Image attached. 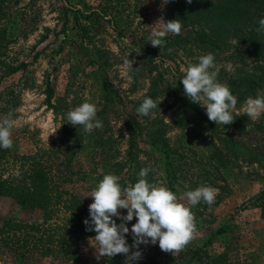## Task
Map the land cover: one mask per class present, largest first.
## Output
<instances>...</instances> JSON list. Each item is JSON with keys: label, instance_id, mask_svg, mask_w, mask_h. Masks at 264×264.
I'll use <instances>...</instances> for the list:
<instances>
[{"label": "rangeland", "instance_id": "obj_1", "mask_svg": "<svg viewBox=\"0 0 264 264\" xmlns=\"http://www.w3.org/2000/svg\"><path fill=\"white\" fill-rule=\"evenodd\" d=\"M62 1L67 7L82 9L85 13L105 9L108 14L105 19L109 20V24L97 26L89 19L80 18L82 24L89 25V30L86 33H79L73 26V12H69L68 33L63 37L58 26L61 6L59 0H0V27L6 29L8 38L7 45L0 51V119L12 112V118L17 122L12 131L13 146L7 149L5 158L0 159V174L18 173L21 170L19 158L23 155L41 156L51 147H56L60 141V132L68 122L67 111L85 101L95 104L97 112L102 109L110 112L123 108L124 105L120 102L123 100L127 110L136 113L135 106L140 105L138 103L144 97L151 79L159 75L164 82L173 85L175 92L167 90L159 95L158 105L160 101L162 102L154 116L147 118L139 116L144 132L136 139L140 151L138 159L154 169L157 165V174L163 176L159 171H162L164 159L158 149L159 145L151 143L152 132L159 131L163 138L168 139L171 146H178L183 157L182 162H186V165L182 185L176 186L177 197L179 202L193 211V206L188 204L183 193L206 184L198 182L197 175L204 167L205 156L211 152L212 144L207 133L203 137L189 140L192 133L174 126V123L181 122V119H188L191 128L204 127V122L197 121V115L189 108L190 101L183 95V90L178 85L183 75L182 68L197 63L200 51H197L189 40L171 41L170 34L165 38L164 50L157 47L156 51H152L154 47L147 39L151 25L159 17L163 16L166 21L169 19L171 7L169 1L122 0L119 3L116 0ZM105 3L107 6H103ZM115 22L122 31L121 37H116L111 28ZM198 31L196 25L181 30L183 34L189 35ZM229 43L235 45L237 41L231 39ZM86 46L109 53L106 79L96 64L91 63L92 59L97 60L96 51L91 49L88 52L85 50ZM231 51L226 48L217 58L218 80L224 73L239 70L243 72L252 68L257 59L248 52L240 60L237 55L231 54ZM149 52H152L151 57L156 66L139 65L141 59L137 54ZM129 55L130 59L134 58L136 61L133 67L139 66L140 71L137 74L133 71L125 73L121 68L123 59ZM22 64L26 67L21 68ZM8 66L19 69L14 74H8ZM48 76L53 85L54 93L50 101L53 108L46 102ZM161 85L164 86V83L161 82ZM244 101L237 103L233 115L238 117L246 115L243 111ZM197 106L207 117L205 110ZM183 109L185 114L180 112L178 119H175L177 113ZM260 119L261 117L258 120ZM105 120L102 121L101 131H108L116 139L122 157L128 137L124 118L117 112ZM246 121L248 123L246 128L256 122L250 118ZM221 127L223 128V125ZM232 131L234 132L229 130ZM50 133L54 134L49 135ZM179 142L182 144L179 145ZM243 142L246 140L243 139ZM90 154V145L86 143L77 160L87 167ZM221 173L224 181L216 182L219 187L215 189L218 192L214 203L206 206L205 216L202 218L203 225L196 229L192 240L181 251L202 246L214 230L227 224L235 227V234L239 237L237 254L231 253L228 262L264 264V218L261 217V210L254 205V197L264 190V158L261 162L253 164L240 159L222 169ZM195 183V186H190ZM0 215H17V206L11 198H0ZM38 217L35 214L32 218ZM133 223L135 218L129 223V228ZM227 240L223 236L217 237L209 245L208 254L213 256L222 252ZM91 246L92 240L89 239L87 244L78 245L79 255L87 263L95 257L94 249H89ZM141 251L142 256H151L160 262L173 256L171 253L161 251L158 243L141 245ZM0 264L19 263L8 253H0ZM177 264H187V258H182Z\"/></svg>", "mask_w": 264, "mask_h": 264}, {"label": "trees", "instance_id": "obj_2", "mask_svg": "<svg viewBox=\"0 0 264 264\" xmlns=\"http://www.w3.org/2000/svg\"><path fill=\"white\" fill-rule=\"evenodd\" d=\"M116 1L119 3L122 0ZM168 1L171 6L168 20H181V30L195 25L199 29L192 35L182 32L179 35L170 34L171 41L175 39L187 42L189 40L195 45L197 51H200V55L211 52L215 55L216 61L226 48L232 50L231 54L237 55L240 60L248 52L252 53L257 57L252 68L243 72L239 70L224 73L219 82L229 86L232 94L237 97V103L248 96L255 97L257 92H264V33L256 31L258 21L264 18V0H192L191 4L187 3V0ZM59 2L61 6L58 26L59 33L63 34V37H66L68 33L69 12H73V26L79 33H86L89 30V25L82 24L80 18L89 19L97 26L103 23L109 24V20L105 19L108 15L105 9L85 13L82 9L67 7L62 0ZM111 2L114 3V1ZM111 28L116 33V37L122 36V31L116 22ZM57 35L58 33L56 37ZM231 39H235L237 43L230 45ZM7 43L6 29L0 27V51ZM164 47H162L163 50ZM91 49L97 53V60L92 59L91 63L96 64L97 69L106 79L109 53L90 46L85 48L88 52ZM156 49L157 47H154L152 51ZM151 53L138 55L141 59L139 65L156 66ZM20 67L25 68L26 65L22 64ZM137 67L139 66L133 68ZM18 69L19 67L8 66V74H14ZM138 71L140 69L133 70V73L137 74ZM49 77H47L46 85V102L53 108L50 101L54 92ZM162 79L159 75L151 79L142 100L145 97H151L157 102L161 93L167 90L175 92L173 85ZM178 85L184 91L180 81ZM142 100L138 104H141ZM120 102L124 106L119 111L106 112L102 109L97 112V118L104 121L112 113L117 112L124 118L125 132L128 137L122 157H120L116 139L108 131L96 129L91 133H84L79 126L76 129L66 122L56 147H51L41 156L38 154L21 156L19 175L18 173L0 174V198H11L17 206V215H0V253H8L19 264H123L125 258L120 254L100 261L94 257L89 261L90 263H87L86 260H82L78 248L79 244H87L88 239L95 236V232L85 230L83 223V220L89 216L88 206L92 203V198L85 196L90 194L103 176L108 173L115 174L120 177L121 185L127 186L137 181L138 173L142 168L151 167L138 159L140 151L136 139L144 132L142 121L138 114L127 110L123 100ZM137 107L139 105H136L135 109ZM189 108L197 115L199 123L204 122V127L193 129L188 119H181L180 121L184 124L176 122L174 126L192 133L189 140L203 137L207 133L212 144L211 152L205 156L204 167L197 175L198 182L217 188L219 186L216 182L224 181L221 171L229 164L236 163L240 159L250 164L259 163L264 158V115L249 128H246L248 124L246 115L241 117L233 115L234 122L222 128L221 125L209 121L196 104L190 102ZM156 110L157 108L153 110L154 113ZM180 112L185 114L183 109L177 113L175 119H178ZM228 129L234 132H229ZM243 139L246 142H243ZM151 141L152 145H159L158 149L163 156V168L159 171L163 173V176L157 174L156 165L155 169L151 167L153 171L148 174L147 180L150 183L166 186L177 195L176 186L182 185L186 162H182L183 157L178 146H171L168 139L163 138L159 131L152 132ZM86 143L90 145L91 150L87 167L77 160L78 154ZM181 144L182 142H179V145ZM7 153V150L0 149V159L5 158ZM195 185L196 183L190 186ZM254 201L255 207L261 210V217L264 218V190L254 197ZM206 206L209 207L204 202L193 206L192 213L195 217L196 229L203 225L202 218L205 216ZM122 211L126 214V210ZM35 214L39 216L37 219L32 218ZM219 236L226 237L228 240L222 252L210 256L207 252L208 247ZM238 238L234 226L222 225L210 234L202 246L180 251L162 262L151 256H142L138 264H177L182 258H187V264L193 262L231 264L228 261L231 253L237 254ZM127 240L129 244L132 243L131 235L127 236ZM92 246H95L94 241ZM92 246L89 249H94Z\"/></svg>", "mask_w": 264, "mask_h": 264}, {"label": "clouds", "instance_id": "obj_3", "mask_svg": "<svg viewBox=\"0 0 264 264\" xmlns=\"http://www.w3.org/2000/svg\"><path fill=\"white\" fill-rule=\"evenodd\" d=\"M187 3L191 4L192 0H187ZM151 26L148 42L160 49L169 34L179 35L182 29L181 20L166 21L163 16ZM256 31L264 33V18L258 21ZM130 55L122 62L121 68L125 73L139 69L133 68L136 61L134 58L130 59ZM182 72L179 81L183 85V95L191 103L203 108L209 121L223 126L232 124L235 120L233 110L238 101L229 86L219 82L215 55L211 52L200 55L197 63L182 68ZM159 105L153 98L145 97L136 108V113L140 117L154 116L153 110ZM243 111L252 121L264 115V92H258L255 97L248 96L244 101ZM12 117L13 113L9 112L0 119V149L7 150L13 146L11 137L17 122ZM66 119L67 124L76 129L79 126L84 133L103 128L102 121L97 118L96 105L87 101L69 109ZM152 171L151 167L142 168L137 181L127 186L121 185L119 176L105 174L90 194L85 196L91 197L92 203L88 206L89 216L83 223L86 231L95 232V236L89 240L95 242L92 247L97 261L120 254L125 258L123 264H138L143 255L141 245L157 243L161 251L175 256L192 240L196 231L194 214L166 186L147 180ZM217 192L212 186L202 185L184 192L183 196L191 206L200 202L211 206ZM122 210H126V214ZM134 218L136 222L129 228L128 225ZM128 235H131V244L128 243Z\"/></svg>", "mask_w": 264, "mask_h": 264}]
</instances>
